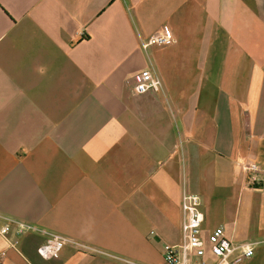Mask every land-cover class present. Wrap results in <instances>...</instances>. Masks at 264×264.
<instances>
[{"label": "crops", "instance_id": "crops-1", "mask_svg": "<svg viewBox=\"0 0 264 264\" xmlns=\"http://www.w3.org/2000/svg\"><path fill=\"white\" fill-rule=\"evenodd\" d=\"M183 193L264 264V0H0V214L100 251L0 236V264H165Z\"/></svg>", "mask_w": 264, "mask_h": 264}, {"label": "built area", "instance_id": "built-area-1", "mask_svg": "<svg viewBox=\"0 0 264 264\" xmlns=\"http://www.w3.org/2000/svg\"><path fill=\"white\" fill-rule=\"evenodd\" d=\"M173 32L165 25H161L158 31L151 35L142 44L143 48L174 43ZM159 82L149 70H142L134 86V92L143 94L155 90ZM248 173L251 184L257 183L258 167L254 163L243 166ZM181 237L175 245L163 244L161 255L165 264H242L250 258L244 253L243 246L248 244H234L224 233L222 227H216L205 237L201 234L203 214L200 207V198L197 195L183 193L181 196ZM3 225L0 227V236L8 241L13 247L10 236L22 237L26 234H36L42 237L37 247V254L44 260L57 258L59 253L67 246L86 254L100 253L98 249L86 243L68 238L63 235L41 229L31 223L0 214ZM42 249V256L38 250ZM254 248H252V256ZM251 256V257H252ZM45 257H48L45 259ZM2 255L0 253V263Z\"/></svg>", "mask_w": 264, "mask_h": 264}, {"label": "clouds", "instance_id": "clouds-1", "mask_svg": "<svg viewBox=\"0 0 264 264\" xmlns=\"http://www.w3.org/2000/svg\"><path fill=\"white\" fill-rule=\"evenodd\" d=\"M252 248H253V245H244L243 246V251L244 253H246V255L248 257H251L252 256ZM40 252V254L43 256L44 255V252L42 249L38 250ZM48 257H45V259H47Z\"/></svg>", "mask_w": 264, "mask_h": 264}]
</instances>
